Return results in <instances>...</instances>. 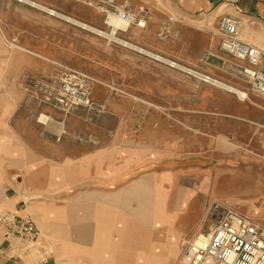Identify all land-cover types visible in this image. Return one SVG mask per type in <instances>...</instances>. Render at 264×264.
<instances>
[{"label":"rangeland","instance_id":"obj_1","mask_svg":"<svg viewBox=\"0 0 264 264\" xmlns=\"http://www.w3.org/2000/svg\"><path fill=\"white\" fill-rule=\"evenodd\" d=\"M142 2L115 0L116 5L127 3L134 19L128 21L127 30L118 29L115 38L166 63L150 56L145 59L144 53L102 36L111 28L105 23L106 13L94 4L0 0V8L25 3L44 15L55 12V17L49 16L61 24L51 29L62 44L28 45L49 55L47 72H29L28 61L44 59L28 54L27 45L6 34L3 18L9 13L3 8L0 100L20 101L19 109L40 126L53 123L44 111L50 109L61 122L76 117L94 127L93 135L62 132L72 158L52 162L45 180L39 157L28 162L22 155H0V178L15 185L11 194L16 196L10 207H0V250L9 259L23 264H178L185 244L215 226L217 208L243 215L236 207L264 236V95L250 90L242 70L247 63L234 59L220 45L221 18H239L223 14L209 23L208 35L218 37L219 50L228 58L219 64L203 55L212 45L198 34L202 27L184 28L166 12L163 15L171 19L168 25L157 24L150 30L137 26L136 20L151 17ZM226 3L230 6L233 1ZM239 21L237 37L247 43L240 30L251 23ZM167 35L174 36L175 43L164 42ZM186 35H193L194 41L195 59L190 61L185 58L187 45L181 44ZM169 46L177 48L176 59L166 53ZM252 46L264 54V48ZM145 64L161 68L159 81L146 75ZM70 70L89 79L88 104H74L59 85ZM73 82L82 87L81 81ZM72 168L73 179L63 180ZM34 169H41L35 178ZM252 185L260 194L253 200L226 196L227 191ZM184 222H196L190 235L176 232Z\"/></svg>","mask_w":264,"mask_h":264},{"label":"crops","instance_id":"obj_2","mask_svg":"<svg viewBox=\"0 0 264 264\" xmlns=\"http://www.w3.org/2000/svg\"><path fill=\"white\" fill-rule=\"evenodd\" d=\"M120 0H117L119 2ZM142 5L147 4L146 9L151 12V17L148 16L145 18L144 25L148 27L156 28V25H168L170 23V15L175 17V22L180 23V25L186 27H202L201 34L204 39L211 42L212 47L208 50H203V55L212 56L216 59L219 64L225 63L228 58L224 56L221 51L219 50V39L218 37L210 36L209 33V23H214L216 18L220 15L227 14V15H234L237 16L242 21L246 23H251L250 25H242L241 28V36L245 38L247 43H250L255 46H259L264 48V0H232L233 3L227 4L226 2L231 0H142ZM161 3L159 5L158 3ZM227 4L226 9L222 11V6ZM45 5V4H44ZM48 6V5H47ZM158 6V7H157ZM3 8L9 14L3 18L4 20V31L7 35L11 37H16L17 41L22 45H27V48L30 52H27L31 55H36L42 59V62H34L28 61L27 62V70H34L37 72H47L45 68V59L49 58V55H46L44 50L43 52L36 49L34 46L28 45H57L60 46L61 41L55 36V31L51 29L53 28H60V24L56 19L49 15H44V11L37 9L36 7L25 4V3H16V4H7L3 5L0 8V12H3ZM59 10V9H58ZM223 10V8H222ZM38 13V15L36 14ZM159 12V13H158ZM170 14L166 15L164 13ZM164 14V15H163ZM2 18V17H1ZM53 20V21H51ZM244 22V23H245ZM196 24H201L197 26ZM252 25V26H251ZM206 26V27H205ZM193 35H186L183 36V43L187 46V55L186 60H194V46H193V39H191ZM175 38L174 36H166L162 38L166 40L167 44H173L175 41L172 40ZM194 38V37H193ZM210 45V46H211ZM158 46V45H156ZM159 47V46H158ZM47 48V47H46ZM159 49L164 50V47L160 46ZM166 53L170 54L171 59H176L179 55L177 48L173 46H169L165 48ZM164 53L165 55H168ZM149 57L148 55H144ZM209 59V57H207ZM205 58V56H202ZM148 59V58H147ZM146 65V75L153 76L155 81H159L161 75H163V71L159 66L156 67H147ZM168 74V73H166ZM171 76H173V71H171ZM177 77V74L175 75ZM159 84V83H158ZM155 84L154 86H157ZM166 86V85H165ZM171 87H173L171 85ZM176 87V84H174ZM176 90V89H175ZM142 91L150 92L147 87H142ZM172 91V89H171ZM118 102V101H117ZM119 103V102H118ZM20 101H11V102H4L0 100V155H10V156H26L27 161H31L30 158L32 157H39L42 162V171L44 173V180L47 178L46 173L50 171L51 163L58 162L62 163V158L71 159L69 153L70 147L67 143L63 144L64 137L62 133L64 130L67 133H89L93 135L94 127L85 126L81 123L76 117H67L64 122H61V117L55 113H52L50 109H45L44 111L51 115L50 117L53 120L52 124L47 125L46 127L40 126L33 118H29L28 113L22 109H19ZM110 104V103H109ZM116 101L111 102L110 106H115ZM120 104V103H119ZM32 107V106H31ZM33 109L32 112L33 113ZM55 118H58L57 120ZM4 124L6 125L4 129ZM7 126L9 128H7ZM7 129H9L7 133ZM10 134V135H9ZM9 135V136H8ZM63 136V137H62ZM56 138L63 139L62 142L57 143ZM5 149L6 151H4ZM22 151H19V150ZM2 150V151H1ZM89 155H92L90 153ZM61 157V159H56L55 157ZM35 162V160H33ZM12 169V168H10ZM9 169V170H10ZM41 169H34L33 176L35 178V172H40ZM73 171L75 169L68 170L69 176L64 174L63 180H67L68 178L73 179ZM64 173H67L64 171ZM1 177V176H0ZM15 185H10L8 183L3 182V179L0 178V207H10L13 204L12 200L16 198L14 189L12 188ZM254 186L250 187H237L233 191H227L226 196L234 197V199H239L244 196L254 197L260 196L258 194L259 191ZM18 198V197H17ZM19 201V198L17 199ZM16 201V202H17ZM15 202V205L17 204ZM15 207V206H14ZM237 211L246 215L245 213L241 212L239 209L234 207ZM184 214V213H183ZM185 215V214H184ZM184 215H181L184 217ZM248 216V215H246ZM249 217V216H248ZM181 217H177L179 221ZM188 223V222H187ZM182 223L177 226L176 232L185 235H190L196 227V222L192 224ZM264 226V225H263ZM262 226V227H263ZM182 236V235H181ZM0 264H23L21 261L16 259H9L7 255L0 250ZM42 264H51L50 261H44Z\"/></svg>","mask_w":264,"mask_h":264},{"label":"built area","instance_id":"obj_3","mask_svg":"<svg viewBox=\"0 0 264 264\" xmlns=\"http://www.w3.org/2000/svg\"><path fill=\"white\" fill-rule=\"evenodd\" d=\"M80 1L87 5L94 4L106 15L112 13L131 23L134 21L127 11V3L120 6L115 4V0ZM240 23L239 19L234 17L221 18L219 23L221 49L234 59L247 63L242 70L250 90L263 96L264 54L237 37ZM135 24L142 27L144 21L141 18L136 20ZM73 81H81L83 88L81 86L77 88ZM59 85L74 104H88L87 77L70 70L59 80ZM213 217L215 226L206 234L202 233L204 237L197 234L185 244L178 264H264V236L255 222L232 209L217 208Z\"/></svg>","mask_w":264,"mask_h":264},{"label":"bare ground","instance_id":"obj_4","mask_svg":"<svg viewBox=\"0 0 264 264\" xmlns=\"http://www.w3.org/2000/svg\"><path fill=\"white\" fill-rule=\"evenodd\" d=\"M28 6H29V5H28ZM219 10H222V8L219 9ZM54 13H55V12H53V11L50 10V14H49V15H53V16H54ZM56 14H57V13H56ZM54 17H55V16H54ZM68 20H69L70 22H75L76 25L84 26V27H86V28H89V27H87V26H85V25H83V24L78 23L77 21H73V20L70 19V18H68ZM105 23H106V25H107L108 27L111 28V30H110V32H109L108 34H102V33H101V34H102V36L107 37L108 40H113V41H115V42H117V43H120V44H122V45L125 44L126 46L131 47V48H133V49H136L137 51H140L141 53H144V54H146V55H148V56H150V57H153V58L157 59V60L160 61V62H164V63L167 62V60H164L163 58H161V57H159V56H156V55H153V54H151V53H148V52H146V51H144V50H142V49H140V48H137V47H135V46L129 45V44L125 43L124 41H121V40H118V39L115 38V34H116V31H117L118 29L121 30V31H125V30H127L128 26H129L128 20L123 19V18H121L120 16H118V15H116V14L109 13V14H107V16H106ZM167 64H168V63H167ZM169 65H170V66H173V67L177 66L176 64H174V63H172V62H170ZM177 67H178V66H177ZM180 69H181V68H180ZM196 76H198V77L200 78V76H199L198 74H196ZM198 77H197V78H198ZM206 78H207V77H206ZM207 79H208V78H207ZM207 79H206V80H207ZM208 80H209V79H208ZM232 90H233L235 93H237V95L240 94V93L238 92V90H234V89H232ZM241 96L244 97V94H243V95L241 94ZM201 236L204 237V235H203L202 233H201Z\"/></svg>","mask_w":264,"mask_h":264}]
</instances>
